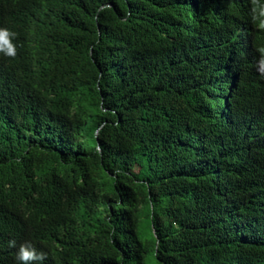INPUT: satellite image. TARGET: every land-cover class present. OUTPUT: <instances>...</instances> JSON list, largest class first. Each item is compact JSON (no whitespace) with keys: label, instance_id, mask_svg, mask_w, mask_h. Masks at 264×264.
Segmentation results:
<instances>
[{"label":"trees","instance_id":"trees-1","mask_svg":"<svg viewBox=\"0 0 264 264\" xmlns=\"http://www.w3.org/2000/svg\"><path fill=\"white\" fill-rule=\"evenodd\" d=\"M0 28V264H264L250 0H0Z\"/></svg>","mask_w":264,"mask_h":264},{"label":"clouds","instance_id":"clouds-1","mask_svg":"<svg viewBox=\"0 0 264 264\" xmlns=\"http://www.w3.org/2000/svg\"><path fill=\"white\" fill-rule=\"evenodd\" d=\"M251 19L258 30L264 31V0H250ZM15 33L7 28H0V53L5 57L14 58L16 56V46L12 43ZM256 52L259 54L255 60V68L259 76L264 79V45L258 46ZM9 247L15 248L16 241L10 240ZM15 259L19 264H42L47 259V254L37 249L30 243L24 242L19 245Z\"/></svg>","mask_w":264,"mask_h":264},{"label":"rangeland","instance_id":"rangeland-1","mask_svg":"<svg viewBox=\"0 0 264 264\" xmlns=\"http://www.w3.org/2000/svg\"><path fill=\"white\" fill-rule=\"evenodd\" d=\"M147 264H155V261L152 259V257H147Z\"/></svg>","mask_w":264,"mask_h":264}]
</instances>
